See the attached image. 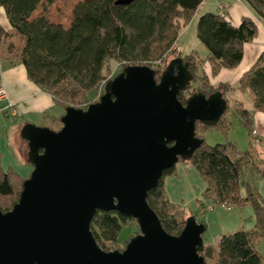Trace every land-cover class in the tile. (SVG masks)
<instances>
[{
    "label": "water",
    "instance_id": "water-1",
    "mask_svg": "<svg viewBox=\"0 0 264 264\" xmlns=\"http://www.w3.org/2000/svg\"><path fill=\"white\" fill-rule=\"evenodd\" d=\"M155 75L147 64L127 65L97 101L67 106L59 129L21 127L32 169L18 200L0 210V264H205L204 223L190 215L169 233L147 194L201 145L196 121L215 124L226 99L195 92L183 104L178 93L193 75L182 57ZM98 210L134 218L139 232L123 249H102L91 230Z\"/></svg>",
    "mask_w": 264,
    "mask_h": 264
},
{
    "label": "trees",
    "instance_id": "trees-1",
    "mask_svg": "<svg viewBox=\"0 0 264 264\" xmlns=\"http://www.w3.org/2000/svg\"><path fill=\"white\" fill-rule=\"evenodd\" d=\"M245 1L264 27V0ZM52 2L0 0V8L9 24L7 28L0 24V66L2 63L23 64L27 77L61 106V115L67 106L80 108L83 101L92 102L89 98L96 94L112 61L121 63V70L127 65L153 64L158 79L171 58L182 57L193 75L185 90L178 93L183 104L195 92L208 96L219 90L227 108L230 103L227 90L248 92L251 107H245L240 101L235 110L248 128L247 148L240 149L230 140L215 144L204 142L202 133L207 127H220V124L221 128L228 127L222 116L211 125L196 121L195 135L203 140L188 160L206 182L205 193L213 194L214 200L219 202L249 203L253 207L254 228L263 232L264 198L251 178L264 179V139L253 138L251 131L254 112L264 113V49L243 71L235 87L226 82L211 83L204 68L208 65L210 75L215 76L222 68L237 66L244 44L257 35V21L244 15L238 24H233L223 12L204 11L197 18L195 30L198 40L207 49L206 55L201 57L194 50L182 54L176 42L203 0H133L125 5L115 4V0H81L74 4L67 28L49 21L43 14L32 16L38 5L45 10ZM156 59L161 60L152 62ZM56 118L60 121V114ZM254 140L258 143L254 144ZM9 167L3 168L0 159L1 211L9 210L18 200L26 178ZM176 173L175 165L167 168L147 194L148 203L171 234H178L186 219L183 207L168 198L163 181L164 175ZM128 220L135 219L117 210L96 211L91 230L102 249L117 248ZM198 221L206 225L202 219ZM217 240L215 246L203 237L201 253L205 264H264L248 231L230 230L220 234Z\"/></svg>",
    "mask_w": 264,
    "mask_h": 264
},
{
    "label": "rangeland",
    "instance_id": "rangeland-1",
    "mask_svg": "<svg viewBox=\"0 0 264 264\" xmlns=\"http://www.w3.org/2000/svg\"><path fill=\"white\" fill-rule=\"evenodd\" d=\"M78 1L81 0H53L51 4L46 5L45 10H43L42 5H38L36 10L32 13V16L43 14L49 21L61 24L63 27L67 28L72 20V8ZM204 1L205 0H203V2ZM210 1L211 0H207L206 4L208 5ZM219 2L226 6L228 1L215 0L216 5ZM202 3L199 4L197 10L187 24V32L177 43L178 49L182 54H185L184 52H189L192 49H194V51H196L201 57H204L207 53L206 47L198 40L195 31L197 18L203 13V9L207 7L205 4L202 6ZM187 40H190L189 43ZM186 49L187 51H185ZM170 56L171 55H169L168 58H170ZM160 60L161 59H156L152 62L157 63ZM1 66L2 68H8L10 67V64L2 63ZM121 67H123L121 63L119 64L115 61L111 62V69L106 70L105 78L98 86L96 94L89 98H92V102L97 101L103 93L104 82L115 76L121 70ZM151 67L155 68L153 64ZM228 91L229 90H227L226 95L230 103L227 105L226 112L224 111L221 115L223 122L225 124L227 123L228 127L221 128V124L220 127L217 125L207 127L202 133L204 142L206 144H215L230 140L235 141L240 149H245L248 146V139L250 137L248 134V128L241 123L240 118L235 114V110L236 106H238L237 101H242L245 107H251L250 97L247 91H240L238 89L229 93ZM85 103L87 102L83 101L81 103L82 107L80 108H85L88 105ZM46 110L47 111L44 114L23 112L21 117H16L14 116L16 115L14 111L11 114V106L7 109H0V159L3 168L6 169L10 166L9 168L14 169L23 177L29 175L32 167L30 163L26 162V156L23 157L20 154L18 148V143L22 140L26 145L25 151H27V144L26 141L21 138L20 130L25 123L36 125L47 124L50 128L59 129L61 122L57 118H53L52 120L50 116H58V114L61 116V106L54 103L52 108H47ZM252 127H254L253 130L255 129L256 131L255 133L252 132L253 130L251 131L253 138L257 139V137H259L264 139L263 112H254ZM255 141L256 140H254V144L258 143ZM258 147L263 148L260 144H258ZM175 167L176 174L163 176L166 194L170 200L183 207L184 210L182 211L184 212L185 217L195 215L198 220L202 219L206 222L207 227L203 233V237L207 241L214 243L216 246L220 234L230 230L244 229L249 232V238L254 247L260 253L262 262L264 263V231L262 232L261 230L254 228L253 207L249 203L238 205L229 201H226V205L221 206L222 202L214 200L213 194L210 193L208 195V193H205L207 184L190 160H178L175 163ZM251 179L252 183L257 187L258 191L264 198V179L258 176H254ZM211 206L212 208L210 209ZM138 232L139 229L136 221L128 220L126 228H122L116 249H123L125 246L124 241Z\"/></svg>",
    "mask_w": 264,
    "mask_h": 264
},
{
    "label": "crops",
    "instance_id": "crops-1",
    "mask_svg": "<svg viewBox=\"0 0 264 264\" xmlns=\"http://www.w3.org/2000/svg\"><path fill=\"white\" fill-rule=\"evenodd\" d=\"M226 1H228L226 6L222 3L224 8L222 10H218V6L222 5L221 2L216 5L215 0H211L207 5V0H205L202 3V6L205 4L207 7L203 9V12L208 10L217 12L222 11L232 21L233 24H238L241 20V17L244 15L252 16V18L257 21L258 26L257 35L251 40V42H247L244 44L242 60L237 66L231 69L222 68L215 76L210 75V69L208 65H205L204 67L207 74L209 75L211 83L226 82L229 83L231 86L235 87L237 86L236 84L238 83V79L243 73V71L248 69L255 62L259 53L264 49V27L260 22V19L258 20L257 17L254 15L252 8L245 1ZM0 24L3 27H9L8 20L2 8H0ZM186 32L187 29L185 28L179 34L176 42L177 48L178 41ZM189 41L190 40H187L188 43ZM187 49L185 51H187ZM184 53L186 54L188 52ZM3 68L2 66H0V85L5 91V96L0 99V109H7L11 106V114L14 111L16 113V115L14 116L21 117L23 115V112L44 114L47 111V108L53 107L54 101L51 95L45 92L40 87H38L32 80L27 77L26 70L23 64L15 63L10 64V67L8 68ZM239 102L240 101H237V103ZM50 117L53 120V118H56L57 116L55 115ZM39 125L47 126V124ZM25 146L26 145L22 140L18 143L20 154L23 157L26 156L27 152L25 151Z\"/></svg>",
    "mask_w": 264,
    "mask_h": 264
},
{
    "label": "built area",
    "instance_id": "built-area-1",
    "mask_svg": "<svg viewBox=\"0 0 264 264\" xmlns=\"http://www.w3.org/2000/svg\"><path fill=\"white\" fill-rule=\"evenodd\" d=\"M224 7L222 5H219V9L222 10ZM222 12V11H220ZM5 96V91L4 89L2 88V86L0 85V99L3 98ZM252 132H256L255 129L252 131ZM226 205V202H222L221 206H224ZM212 208V206L210 207V209Z\"/></svg>",
    "mask_w": 264,
    "mask_h": 264
}]
</instances>
